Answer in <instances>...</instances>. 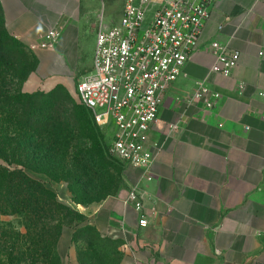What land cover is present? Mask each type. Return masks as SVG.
<instances>
[{
	"label": "crops",
	"instance_id": "0c3cea01",
	"mask_svg": "<svg viewBox=\"0 0 264 264\" xmlns=\"http://www.w3.org/2000/svg\"><path fill=\"white\" fill-rule=\"evenodd\" d=\"M0 3L7 31L25 43L36 46L61 31L54 48H36L27 91L70 85L82 39L96 36L99 0ZM125 3L108 26L119 22ZM212 41L240 52L232 76L211 74ZM89 70L81 68V79ZM204 81L221 95L212 108L197 98ZM150 142L159 151L148 174L129 167L126 187L114 196L74 205L103 237L122 241L120 264H264V0L215 3L183 73L164 92ZM134 185L144 195L145 227L128 201ZM73 234L65 228L58 242L64 264H79Z\"/></svg>",
	"mask_w": 264,
	"mask_h": 264
},
{
	"label": "built area",
	"instance_id": "2783aa9c",
	"mask_svg": "<svg viewBox=\"0 0 264 264\" xmlns=\"http://www.w3.org/2000/svg\"><path fill=\"white\" fill-rule=\"evenodd\" d=\"M154 1L126 0L118 23L100 22L92 67L77 87L95 124L103 132L110 128L113 132L110 154L126 170L134 167L145 174L159 151L150 142V131L159 117L164 92L183 73L218 0H156L144 24ZM60 34L53 29L38 45L54 48ZM210 47L216 56L211 74L232 76L240 52L219 41L210 42ZM197 98L212 108L221 95L204 81ZM128 201L139 213V226H147L145 199L137 185L129 188Z\"/></svg>",
	"mask_w": 264,
	"mask_h": 264
},
{
	"label": "trees",
	"instance_id": "16d2710c",
	"mask_svg": "<svg viewBox=\"0 0 264 264\" xmlns=\"http://www.w3.org/2000/svg\"><path fill=\"white\" fill-rule=\"evenodd\" d=\"M4 79L0 77V216L20 215L25 220L27 231L39 234L44 264H50L52 257L56 264H64L55 244H58L65 228H72V244L77 261L79 264H92L88 255L94 252L92 248L95 242L88 232L93 230L102 242L113 239L103 237L82 212L61 202L55 191L26 173L30 170L42 173L51 180L67 182L72 201L76 204L86 207L98 202L93 198L92 191L98 184H88L92 178L86 174L93 169L95 181L100 174L96 168L99 161L95 158V152L81 148L82 140L92 136L90 123L71 96H68V100L72 105V115L64 116L62 107L65 104L62 105L55 98L53 108L45 112L47 119L43 118L44 115L36 119L29 100L56 94L58 89H66L63 85H57L47 94L34 92L19 95L7 89ZM35 105L38 107V103ZM84 107L91 115L92 126L101 131L89 109ZM81 132L83 134L78 135ZM110 144L106 153L125 172L124 164L110 154ZM72 162H75L72 171L64 175L63 167ZM79 243H84L85 247H80Z\"/></svg>",
	"mask_w": 264,
	"mask_h": 264
},
{
	"label": "rangeland",
	"instance_id": "374dc122",
	"mask_svg": "<svg viewBox=\"0 0 264 264\" xmlns=\"http://www.w3.org/2000/svg\"><path fill=\"white\" fill-rule=\"evenodd\" d=\"M103 5L99 0V10L96 14L97 24L100 23V17L104 16L103 23L108 26V22L114 19L115 15H118V8L121 0H105ZM100 25V24H99ZM96 34V32H95ZM95 38L92 36L82 39V51L79 60V74L76 77H72L70 85H63L66 89H58L56 94L51 96H41L37 100H29L31 102V111L36 113V119L39 116H43L47 119L48 109L53 108V100L59 99L62 105L64 116H70L73 114L72 105L69 103L68 96L74 100L80 106V111L83 117L90 123L89 132L92 133L90 138H84L82 140L81 148L85 150H92L96 153L95 158L99 161L96 166L99 170V175L94 181L93 169L89 170L86 174L88 178H92L88 184L97 183V187L94 191L95 201L105 200L110 196H114L121 188L126 187L127 180L125 172L120 166L108 156L107 148L112 141L113 132L108 129L106 132H101L92 126L91 115L84 105L80 102L76 93L78 83L81 80L80 70L86 68V71L92 67L93 52L95 47ZM0 77H4V83L10 91H15L19 95H25L27 93L40 92L41 94L50 93L47 89L31 90L27 83L31 76L36 72L38 57L36 48L39 45L33 46L21 41L20 39L12 36L6 28L4 13L0 6ZM93 50V51H92ZM91 66V67H90ZM34 71V72H33ZM86 71L84 73H86ZM69 95H68V93ZM14 94V93H13ZM38 103V107L35 105ZM94 128V129H93ZM83 132L78 133L82 135ZM72 162L71 165L63 167L64 175H69L72 171V166L75 165ZM80 167V166H79ZM26 173L37 180H40L45 186L58 195V199L72 207L77 205L78 208L85 207L81 204H76L72 201V197L68 190L67 182L51 180L49 177L42 173L33 172L27 170ZM94 181V182H93ZM70 202V203H68ZM80 206V207H79ZM87 206V205H86ZM75 208V207H74ZM3 232V234H1ZM92 241L95 242L92 248V255H88V259L92 264H120L122 255L121 244L119 240H107L105 242L100 241L98 236L93 230L90 232ZM80 247H85L84 243H79ZM42 243L39 234L36 231H27L25 220L20 215H1L0 216V264H44L42 251ZM58 250V244H55ZM72 249L75 248L72 244ZM91 251V250H90ZM63 262V261H62ZM50 264H56L54 257L50 260Z\"/></svg>",
	"mask_w": 264,
	"mask_h": 264
}]
</instances>
